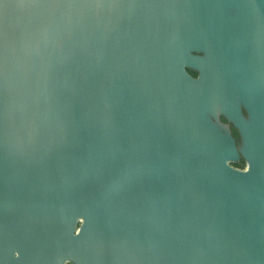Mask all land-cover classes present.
<instances>
[{
	"label": "water",
	"instance_id": "1",
	"mask_svg": "<svg viewBox=\"0 0 264 264\" xmlns=\"http://www.w3.org/2000/svg\"><path fill=\"white\" fill-rule=\"evenodd\" d=\"M0 264H264V0H0Z\"/></svg>",
	"mask_w": 264,
	"mask_h": 264
},
{
	"label": "trees",
	"instance_id": "2",
	"mask_svg": "<svg viewBox=\"0 0 264 264\" xmlns=\"http://www.w3.org/2000/svg\"><path fill=\"white\" fill-rule=\"evenodd\" d=\"M190 73L193 74V75H196V73H194L192 71H190ZM234 166L237 167V168H240V169H244L245 162H244L243 159H241L238 163L234 164Z\"/></svg>",
	"mask_w": 264,
	"mask_h": 264
},
{
	"label": "flooded vegetation",
	"instance_id": "3",
	"mask_svg": "<svg viewBox=\"0 0 264 264\" xmlns=\"http://www.w3.org/2000/svg\"><path fill=\"white\" fill-rule=\"evenodd\" d=\"M197 75V74H196ZM195 75V76H196ZM232 132H233V135H234V137H236V139L238 138V134H237V132H236V130H234V128L232 127Z\"/></svg>",
	"mask_w": 264,
	"mask_h": 264
},
{
	"label": "rangeland",
	"instance_id": "4",
	"mask_svg": "<svg viewBox=\"0 0 264 264\" xmlns=\"http://www.w3.org/2000/svg\"><path fill=\"white\" fill-rule=\"evenodd\" d=\"M234 165V164H233ZM245 168V167H244Z\"/></svg>",
	"mask_w": 264,
	"mask_h": 264
}]
</instances>
